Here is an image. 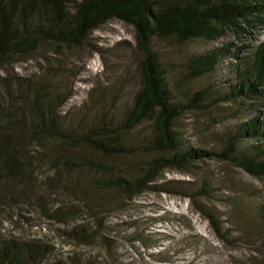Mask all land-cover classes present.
I'll return each instance as SVG.
<instances>
[{
	"label": "trees",
	"instance_id": "obj_1",
	"mask_svg": "<svg viewBox=\"0 0 264 264\" xmlns=\"http://www.w3.org/2000/svg\"><path fill=\"white\" fill-rule=\"evenodd\" d=\"M112 19L133 25L143 52L140 87L121 115L110 107L88 121L69 119L59 113L67 97L49 76L2 78L0 206L41 202L46 208L45 190L79 200L115 191L128 201L147 190L180 192L175 181H157L168 170L187 172L207 158L264 179V41L252 49L264 28V0H0V72L45 45L82 44ZM226 35L248 43L229 40L189 53V78L205 83L178 99L154 40L209 43ZM194 110L215 124L234 120L220 133V149L188 143L182 120ZM211 188L204 180L197 195L210 202ZM106 198L100 206L109 203ZM206 212L218 236L230 241L215 207ZM54 213L48 216L68 224L65 232L75 242L89 245L103 236L107 250L116 247L103 233L109 226L116 231L106 221L68 223L65 212ZM256 215L264 221V197ZM139 236L132 239L144 240ZM36 238L2 237L0 264H74L73 257L54 259L55 245ZM117 263L124 264L105 251L85 258V264Z\"/></svg>",
	"mask_w": 264,
	"mask_h": 264
},
{
	"label": "rangeland",
	"instance_id": "obj_2",
	"mask_svg": "<svg viewBox=\"0 0 264 264\" xmlns=\"http://www.w3.org/2000/svg\"><path fill=\"white\" fill-rule=\"evenodd\" d=\"M229 40L239 45L248 43L231 35L209 43L154 40L178 99H185L205 83L189 78L185 63L188 54ZM263 41L264 28L253 39L252 49ZM142 58L133 25L112 19L94 29L82 44L45 45L32 57L18 58L0 72V91L4 77L49 76L57 86L53 88L63 90L67 97L59 108L65 117L88 121L99 110L110 107L121 115L140 87ZM182 121L188 143L215 150L222 147L220 133L225 124L234 123L215 124L203 110L188 111ZM204 180L212 183L210 202L197 195ZM165 181H175L180 192L147 190L128 201L115 191L91 193L79 200L45 190L41 195L46 208L39 205L41 202L31 207L0 206V239L24 236L49 241L56 247L54 259L73 257L74 264H85L88 254L96 256L103 251L124 264L264 263V221L256 215V204L264 197V179L217 158H207L187 172L166 171L157 183ZM104 198L109 203L100 206ZM210 207H215L223 232H230V241L216 233L206 212ZM54 211L65 212L68 223L106 221L116 231L109 226L110 231L103 233L115 240L116 247L107 250L103 236L89 245L75 242L65 232L68 224L48 216H55ZM135 235L144 240L132 239Z\"/></svg>",
	"mask_w": 264,
	"mask_h": 264
}]
</instances>
